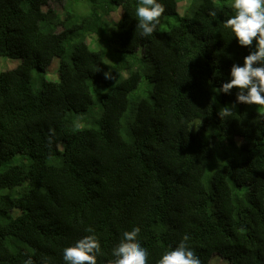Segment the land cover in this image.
<instances>
[{"label": "trees", "instance_id": "trees-1", "mask_svg": "<svg viewBox=\"0 0 264 264\" xmlns=\"http://www.w3.org/2000/svg\"><path fill=\"white\" fill-rule=\"evenodd\" d=\"M160 2L145 37L137 0H0V264L92 234L109 264L133 228L148 264L185 235L201 264H264V109L214 92L249 53L230 0Z\"/></svg>", "mask_w": 264, "mask_h": 264}, {"label": "clouds", "instance_id": "clouds-1", "mask_svg": "<svg viewBox=\"0 0 264 264\" xmlns=\"http://www.w3.org/2000/svg\"><path fill=\"white\" fill-rule=\"evenodd\" d=\"M233 15L224 21L241 47L249 49L242 64H233L230 79L214 89L216 94H230L238 89L236 103L257 105L264 109V0H230ZM164 6L160 0H137L135 15L141 35L151 36L160 24ZM215 17L216 12H210ZM106 78L108 73H105ZM233 106H224L219 111L221 118L230 117ZM92 232V229H88ZM139 230L133 228L122 234L120 242L112 249L109 264H148L149 252L137 239ZM189 237L185 235L179 245L166 251L157 264H201L194 251L188 247ZM101 244L94 235H87L73 245L63 249L65 264H97L101 255ZM220 258V257H219ZM24 264H33L31 258Z\"/></svg>", "mask_w": 264, "mask_h": 264}, {"label": "rangeland", "instance_id": "rangeland-1", "mask_svg": "<svg viewBox=\"0 0 264 264\" xmlns=\"http://www.w3.org/2000/svg\"><path fill=\"white\" fill-rule=\"evenodd\" d=\"M52 7L55 8V9H57V10H59V6H55V5L53 4ZM13 66H14V64H10V65H9V67H13ZM49 71L52 72V75H55V65H54V64L51 65ZM216 257H219V256L215 255L213 258H216ZM222 264H226V262H222Z\"/></svg>", "mask_w": 264, "mask_h": 264}]
</instances>
